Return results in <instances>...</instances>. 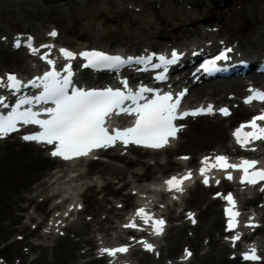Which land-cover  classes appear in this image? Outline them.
<instances>
[{
  "label": "bare ground",
  "instance_id": "1",
  "mask_svg": "<svg viewBox=\"0 0 264 264\" xmlns=\"http://www.w3.org/2000/svg\"><path fill=\"white\" fill-rule=\"evenodd\" d=\"M40 1L43 4L49 3L46 0ZM126 1L128 0H64L62 3L42 5L34 0H0V37L4 35L9 39L8 45L0 39V75L9 72V69L13 67L15 71H27L28 75L31 73L32 68H29L25 62L26 55L21 50H13L10 47L13 34L23 32L25 29L27 31L24 32H32L38 40H44L46 32L55 26L59 34L54 42L70 45V47L77 45V50L81 47L104 48L115 44L116 46H113L114 48L110 51L124 50L137 53L135 49L146 41L149 42L147 49H152L153 45L157 47V50L167 49L166 41L153 40L161 34L181 40L180 49L191 47L193 50L204 47L206 50L209 47H221V44H224L214 39L216 35H219L220 29L204 30L200 25V21L203 22L206 18L204 16L208 17L213 13L223 20V13L218 10L206 8L195 12L187 10L183 6V1L180 0H145L144 4H151L154 7L153 17L145 23L140 17H134L127 8ZM173 5L178 7L180 13L178 17L174 14L170 18L168 9L174 8ZM122 17L127 20L124 24L121 21ZM48 22L54 26L46 24L45 27L44 23ZM154 23L157 26H153ZM66 35L76 38L86 37L90 44H70L72 42L66 39ZM192 37L195 39L211 37L210 39L213 40L211 45L202 41L196 47H192L194 45L193 40L190 39ZM121 45H125L126 48L133 46L136 48L133 51L120 49ZM234 52H241V58H248L250 53L258 55L264 53V29H257L239 40L234 45ZM217 84L219 83L211 82L196 86L191 89L193 91L191 95L200 96L205 93L208 96L207 99L213 102H229L234 107L231 117L212 119L203 116L189 119L187 128L181 133L183 139L175 149L141 151L134 148L132 150L136 155L135 158L104 152L103 154H107L111 159L122 162V165L90 160L81 166L85 167L84 170L76 168L71 170L76 172L74 178L67 176L65 173L67 168L51 172L53 165L56 167L61 164L33 143H24L13 135L1 141L0 259L7 264H15L14 258L18 259V264H103V256L93 257L92 249L96 248V242L99 240L96 231L107 233L112 228L117 234L115 226L110 224L106 228L104 224L111 223L116 216L120 220L123 216L120 211H128L134 204L136 196L132 193V189L143 193L145 192L143 183L157 180L158 173L163 177L176 166H182L170 159L174 152L190 154L193 161L196 154L200 152H223L228 149L229 134L225 121L242 120L248 113H246V107L238 100L227 99L225 90L216 89ZM224 86L234 88L238 93L244 86V81L228 80L224 82ZM159 154L166 155L168 159L165 162L159 161L157 158ZM136 166L139 169L134 170ZM94 175L103 181L100 190L96 189L97 182L92 179ZM127 177H131L132 180ZM115 178L118 179L117 182H114ZM72 181H78L81 185L80 188L83 191L79 195L84 203L83 211L90 215V219L83 220L80 217L79 220L54 231L51 229L53 225L47 222L53 223L55 217H59L52 213L54 217L47 216L45 224L41 227L42 221L39 217H42V213L46 214L45 205L52 197L56 199L62 193L59 188L61 184L68 185ZM120 181H124L123 185L130 189L123 192L124 187L114 186ZM131 184H133L132 187H130ZM48 190H54L50 196ZM101 192H104V195L97 197V194ZM256 197L259 195L257 194ZM183 202L188 208L197 210L198 221L196 226L192 227V234L185 233V229L189 228L185 222L170 225L165 235L166 245L157 248L160 250L159 258L155 259L150 253L143 252L140 257H137L135 264H164L166 257H174L184 245L194 250L192 261L198 264H242L239 255H228L229 247L219 237L223 234L219 200L209 198L207 189L196 184ZM108 203L111 204L110 207ZM64 204L67 208L70 204L76 206V202L72 201L64 200ZM119 207L121 208L118 209ZM59 208L60 204H56L53 208L54 212ZM188 208H184L183 211ZM83 211H78L77 214L80 216ZM101 213H106L104 218L99 217ZM179 216L181 218L184 214ZM176 217L178 215L174 216L171 211L167 220L171 221ZM93 223L97 227L94 231ZM60 231L63 233L59 234ZM257 232L264 235V226L258 228ZM17 234L24 236L19 240L15 238ZM258 246L259 251L264 255V240ZM80 249L84 250L80 251ZM200 249L204 251L199 252ZM134 255H136L135 250L130 257ZM0 264L3 263L0 262Z\"/></svg>",
  "mask_w": 264,
  "mask_h": 264
},
{
  "label": "snow or ice",
  "instance_id": "2",
  "mask_svg": "<svg viewBox=\"0 0 264 264\" xmlns=\"http://www.w3.org/2000/svg\"><path fill=\"white\" fill-rule=\"evenodd\" d=\"M55 38L58 33L53 30L48 34ZM22 43L29 49L31 54L39 55L42 61H45L49 66V71L42 76L36 77L28 81V84L34 88H42L39 95L23 96L18 99L15 106L7 115H0V138L7 134L18 131V124L22 125H39L42 131L36 134L25 135L26 141H36L53 145L51 155L59 157L65 161H72L81 157L88 156L93 150L114 146L118 141L125 146L136 144L146 148L161 149L168 145L170 138H175L180 128L173 121L183 119L188 115L211 114L213 106L208 105L206 108H200L193 112H183L178 114L177 110L180 106L182 98L186 95L187 90H183L174 97L171 92L156 93L152 99L146 98L145 93L153 92V89L141 85L136 90L128 88L127 81L124 82V90H113L107 88L105 90H77L73 89L69 94V88L72 85V67L68 63L63 66L64 75L55 67L56 60L52 58V44H41L39 47L33 46V37L28 36L26 41L21 40L18 36L14 41V47L20 48ZM41 49H46L41 53ZM230 52L231 49H228ZM60 57L65 61L74 60L77 55L87 61L84 67L93 68H113L121 64L132 63L144 64L147 63L152 68H164L156 78L165 80L167 66L175 64L179 59L177 52L171 53V59L163 55L157 57L159 64H153L152 59L155 54L124 59L120 56H111L102 51H83L74 53L66 48L58 50ZM226 58L217 56L216 60ZM202 67L205 70L214 69L215 61H209L207 65ZM22 81L15 74H7L5 77H0V86H5L8 89L19 92L22 87ZM27 86V85H24ZM250 95L245 98L246 104H251L254 101L264 103V91L258 89H249ZM143 101V103H141ZM51 102L55 107H46L43 112L47 114V118H40L41 112L34 111L31 105L38 103ZM126 102H131L126 104ZM28 105L29 107L23 108ZM0 107H6L4 101L0 99ZM23 108V110H21ZM222 115H230L227 108H221ZM122 114L135 115L136 120L133 127L124 129H112L107 127V121L112 116ZM233 137L240 148L246 151H256L253 147L256 142H264V110L257 115H254L251 120L242 123L233 132ZM183 160L188 157H181ZM199 175L203 178L202 182L205 186H209L210 177L208 175L212 170L222 171L225 173V179L232 181L234 179L233 172H239V183L241 185L255 187L260 185L259 190L264 192V166L258 159L241 158L239 163L230 162L226 155H216L214 157L206 156L200 161ZM231 170V171H230ZM193 176L191 171L184 175H174L164 181L166 190L183 194L185 192L184 183L190 180ZM220 184V180L215 181ZM217 197L222 198L226 202L224 215L226 217V232L234 233L230 237L232 246L235 247L241 239V234L237 231L240 227V216L238 201L235 196L229 192L227 194L217 193ZM177 195H173L172 199H178ZM163 207V205H161ZM67 215V213H65ZM189 219L196 223L194 214H188ZM136 218H139L145 225L152 228L154 235H163L165 221L162 218H157L153 213L149 212L145 207H140L135 211L134 218L124 228L143 231L136 223ZM252 217L249 218V223L245 225L250 229L259 227L258 224L252 223ZM229 239V237H225ZM145 251L154 252L155 247L147 240H138ZM130 245H123L114 248H100V255L109 257H117L118 255L126 254L129 251ZM158 255V253H157ZM192 253L185 249L184 258L191 257ZM235 258V257H233ZM241 259L245 262L258 264L264 256L258 254L255 246H251L248 251L241 253Z\"/></svg>",
  "mask_w": 264,
  "mask_h": 264
},
{
  "label": "rangeland",
  "instance_id": "3",
  "mask_svg": "<svg viewBox=\"0 0 264 264\" xmlns=\"http://www.w3.org/2000/svg\"><path fill=\"white\" fill-rule=\"evenodd\" d=\"M34 1L42 5H48L52 3H55V4L62 3L64 0H46L49 3H44V4L40 0H34ZM144 1L145 0H128L126 1V6L131 11V13H133L134 17H140L142 21L146 23L148 19H151L153 17L152 11L154 7H152L151 4L149 5L144 4ZM180 1H183V6L187 10H193L195 12H199L200 9L204 10L206 8H213V10L215 11L218 10L222 12L223 20L220 18V16L213 13L209 15L208 17L204 16V18L205 17L206 18L203 20V22L200 21V24L201 26L203 25V27L204 25H207L208 27L214 26V25L215 26L220 25L221 28L219 31V35L218 36L216 35L215 37L227 39L226 41L228 42L230 40L239 41L243 39L245 36L253 33L257 29H261V30L264 29V0H227V4H224V0H180ZM213 3H216V5H214ZM173 7L174 8L172 9L171 8L168 9L170 10L168 11V15L170 16V18L174 14L178 17L179 16L178 14L180 13V10H178L177 6L173 5ZM197 17L200 18V16H197ZM121 21L124 24V21H127V20L125 17H122ZM46 24L48 26H54L52 23H49V22L44 23V26ZM108 25L111 27L113 26V24H108ZM153 26H157V24L154 23ZM66 39L68 41L71 40L72 43L70 44L79 43L80 40L86 42L87 44H90L88 38L86 37L76 38L71 35H66ZM190 39H195V38L192 37ZM200 39L201 38H199V40ZM153 40L169 41V43H171L172 45L176 44L178 46H180L181 44V40H178V39L174 40V38L168 35H162V34L154 37ZM147 43L149 42L146 41L144 44L138 45V47L140 48L142 45H145L146 47H148ZM113 46H116V45L115 44L111 45L109 48L113 49L114 48ZM121 47L126 48L125 45H121ZM134 48L136 47L133 46V47H128L126 49L134 50ZM139 48H137L136 50H138ZM152 48L156 49L154 45L152 46ZM115 163L122 165V162L120 161L115 162ZM104 177H107V176L104 175ZM92 178L95 179L96 178L95 175ZM128 178H131V177H128ZM117 180L118 179L115 178L114 182H116ZM100 181H102V179H98L97 181L98 182V185L96 187L97 190L99 189ZM115 185L121 186L122 182L116 183ZM103 195L104 193L101 192L97 194V197L100 198ZM108 206H110V204H108ZM100 216L103 218L104 214H101ZM19 236H22V235H19ZM165 244H166V240L165 241L163 240V245ZM24 248H26V246H24Z\"/></svg>",
  "mask_w": 264,
  "mask_h": 264
}]
</instances>
